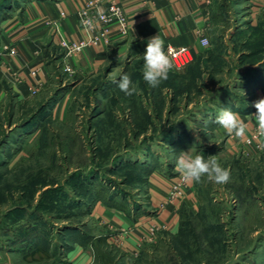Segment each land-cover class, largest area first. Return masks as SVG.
Listing matches in <instances>:
<instances>
[{
	"label": "rangeland",
	"instance_id": "rangeland-1",
	"mask_svg": "<svg viewBox=\"0 0 264 264\" xmlns=\"http://www.w3.org/2000/svg\"><path fill=\"white\" fill-rule=\"evenodd\" d=\"M3 4L1 13L9 11ZM249 10L247 0H211L209 43L158 87L143 80V58L112 55L103 72L75 75L50 56L48 86L6 100L0 107V264H69L72 234L87 241L91 264H264V145L247 149L245 141L244 151L238 143L227 149L211 124L224 104L252 107L260 99L245 78L264 61V9L255 26ZM122 74L137 88L132 96L115 83ZM60 87L69 90L61 116L58 99L41 108ZM189 150L205 159L216 155L230 170L229 182H193L196 199L183 204L180 229L157 231L135 249L118 247V231L92 212L96 203L151 213L149 169H167ZM39 245L43 251H33Z\"/></svg>",
	"mask_w": 264,
	"mask_h": 264
},
{
	"label": "crops",
	"instance_id": "crops-1",
	"mask_svg": "<svg viewBox=\"0 0 264 264\" xmlns=\"http://www.w3.org/2000/svg\"><path fill=\"white\" fill-rule=\"evenodd\" d=\"M84 1L18 0L8 7L9 11L0 18V107L10 98L31 97L30 88L34 85H40L38 92L48 86L52 71L50 56L59 62L63 71V62L68 63L72 67L69 74L94 75L106 69L112 55L120 58H143L147 40L158 34L165 41V48L189 45L193 55L204 47L199 43L198 33L204 31L209 37L211 0H120L128 20L127 34L122 38H114L109 45L90 42L76 55L66 57L64 48L60 45L61 38L88 40L98 30L96 26L91 32L80 24L78 12ZM247 1L250 5V23L255 26L257 15L264 9V0ZM3 46L12 48V52L4 50ZM54 50L60 51L59 57ZM256 65L257 63L253 64ZM249 80L254 82L248 83L251 87L247 88L253 89L254 95L264 98V74ZM66 93L57 104L56 115L64 114L68 103ZM227 107L226 104L225 108ZM222 109L224 107L220 110ZM228 109L239 113L249 128L244 138H236L229 136L222 127L215 124L216 130L230 144L227 149L238 143L237 146L244 151L246 138L252 139L247 149L254 147L256 142L264 141V137L254 133L257 129L255 118L252 117L256 112L254 106L246 111L236 107ZM174 167L175 160L171 167L155 168L147 177V202L151 208L149 214L141 212V208L135 211L96 203L92 212L101 224L116 231L129 229L123 237L125 247L137 248L140 239L148 235L150 226H158L159 233L175 232L179 227L180 206L194 203L196 198L193 182H188L184 198L166 200L170 185L177 180L179 174ZM69 239L74 242L67 253L69 264H91V252L80 238L72 234Z\"/></svg>",
	"mask_w": 264,
	"mask_h": 264
},
{
	"label": "clouds",
	"instance_id": "clouds-1",
	"mask_svg": "<svg viewBox=\"0 0 264 264\" xmlns=\"http://www.w3.org/2000/svg\"><path fill=\"white\" fill-rule=\"evenodd\" d=\"M201 46L207 45V39L201 40ZM174 64L169 54L165 51V41L158 34L147 40V46L143 55V80L155 88L169 78ZM117 87L126 96H132L137 92L136 86L128 74H122L116 81ZM256 112L254 114L259 137H264V98H260L253 104ZM214 123L222 127L229 136L244 138L248 131V124L241 118L240 114L231 109L224 108L216 116ZM197 140L199 137H196ZM264 145V141H260ZM175 171L180 174L186 182H201L206 177L208 181L216 184H226L231 178L230 170L224 168L218 162L216 155L208 156L192 155L191 150L180 152L175 159Z\"/></svg>",
	"mask_w": 264,
	"mask_h": 264
},
{
	"label": "built area",
	"instance_id": "built-area-1",
	"mask_svg": "<svg viewBox=\"0 0 264 264\" xmlns=\"http://www.w3.org/2000/svg\"><path fill=\"white\" fill-rule=\"evenodd\" d=\"M80 24L88 31H93L96 26L98 27L97 33L91 34L88 40L77 39L69 40L61 38L60 45L64 48V56L71 57L79 53L86 45L90 42L100 43L103 42L105 45H109L114 38H122L128 32V20L124 11V7L120 0H85L82 8L78 12ZM199 42L207 39L204 31H200ZM206 46V45H204ZM3 49L12 52V48L3 46ZM165 51L169 54L170 59L174 64L176 70L184 68L193 58L192 48L189 45H181L177 47L166 46ZM63 69L65 72L70 73L72 67L63 62ZM40 85H34L30 88V94L34 95L38 92ZM257 134V130H255ZM246 142L251 144L252 139L247 138ZM255 145L259 148L261 144L256 142ZM188 182L184 181L180 174L177 180L173 181L169 188L167 195L168 201L184 198L186 195V189ZM158 226H150L148 228V235L142 237L140 242L153 241ZM128 232L126 229H120L114 236L113 241L118 247H124L123 237Z\"/></svg>",
	"mask_w": 264,
	"mask_h": 264
},
{
	"label": "trees",
	"instance_id": "trees-1",
	"mask_svg": "<svg viewBox=\"0 0 264 264\" xmlns=\"http://www.w3.org/2000/svg\"><path fill=\"white\" fill-rule=\"evenodd\" d=\"M0 1H3V0H0ZM10 1V0H9ZM17 1V0H16ZM15 1V2H16ZM9 6V2H6V0H4V4H3V6L6 8H8V6ZM5 15V13H1L0 12V18L1 17H3ZM194 56V55H193ZM58 57H59V55H58ZM257 63V65L256 66H253L254 68L253 69H250V70H253V71H257V73L256 74H254L253 76H251V77H246L245 78V80L247 81V82H249V83H251V82H254V81H250L249 79H252L253 77H258V76H260V75H262V74H264V61H257L256 62ZM262 71V72H261ZM248 75H251V74H248ZM249 78V79H248ZM249 80V81H248ZM67 91H69L68 89H66V88H57L56 90H54V92L52 93V95L46 100V102H45V104H43L42 105V107L41 108H43L44 106H46V104H48V103H50L54 98H55V101H57V99L58 100H60L63 96H64V94L67 92ZM171 99L169 98L168 99V102L170 101ZM223 107L225 108V104L223 105ZM234 107H236V109H242L243 108V110H248L249 108H250V106H248L247 105V103H241V104H239V106H233V108ZM37 112V111H36ZM31 119H28V120H26V121H24L25 123H27L28 121H30ZM212 124V126L214 125L215 126V123H214V121L211 123ZM181 144H183V142L181 141L180 142ZM170 165V164H169ZM152 168H150L149 169V171H148V174H150V172L152 171V170H154L155 168H157V167H160V165L159 166H155V165H153V166H151ZM112 203H114L113 201H112ZM114 204H111V206H113ZM183 206V205H182ZM182 206H180V208H179V216H180V211H181V209H182ZM118 207V206H117ZM126 209V208H125ZM126 210H128V209H126ZM180 222H181V219H180V221H179V224H180ZM179 229H180V227H179ZM74 235V234H73ZM93 239L94 238H91V239H89V241L90 242H92L93 241ZM98 239L100 240V241H105V239H106V237L104 236V237H102V236H100V237H98ZM81 242H87V241H85V240H83V241H81ZM93 245L95 246V243L93 242ZM94 249V248H93ZM33 251H35V252H42L43 251V247L42 246H36V248L35 249H33Z\"/></svg>",
	"mask_w": 264,
	"mask_h": 264
}]
</instances>
